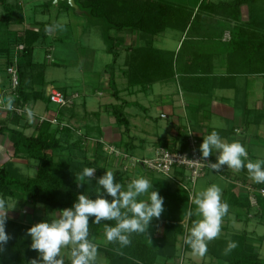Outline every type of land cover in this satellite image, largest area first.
<instances>
[{"label": "trees", "instance_id": "1", "mask_svg": "<svg viewBox=\"0 0 264 264\" xmlns=\"http://www.w3.org/2000/svg\"><path fill=\"white\" fill-rule=\"evenodd\" d=\"M50 1L42 3L44 12H49ZM75 3L90 18L103 23L106 52L112 55L113 60H116L118 56L116 45L123 44L121 34L135 33L138 36L139 45L125 49L128 53L125 57L123 74L127 84L143 88L156 82L170 80L176 74L181 76L180 80L192 73L210 74L215 55L209 51V47L201 46L198 40L220 42L218 48L221 47L224 51L223 59L228 75H264V0H201L196 7L175 4L171 0H75ZM61 5L62 7L56 10L57 13L61 9L73 10L66 1H62ZM0 7L2 9L0 25L3 27L1 31H5L9 39L10 33L13 32L8 27L11 24L23 23V11L21 6L10 0H0ZM242 7H246V19L242 18ZM51 24L49 20L45 23L35 21L31 29L23 30L24 32L19 36L23 38L21 40L23 43L20 44L24 48L17 62L19 86L15 91L16 96H11L15 105L24 107L26 103L36 100L51 103L49 96L45 97L43 93L46 84L44 81L46 65L44 62L35 63L32 59L35 44L47 39ZM35 27L37 31H33ZM167 30L180 33L188 30L190 34V38L182 41L177 53L153 46V39ZM226 30L230 33V40L222 42L221 38ZM182 57L189 58V61L182 64ZM11 60L12 57L7 65L11 63ZM181 83L182 81L180 85ZM108 84L110 95L117 103L106 106L105 111H109L118 127H123L124 132H128L129 121L125 113L128 103L122 101L118 95L119 91L111 72ZM35 86L40 87L39 91L34 88ZM75 92L62 94L72 102L60 108H70L75 104L73 101L77 98ZM74 94L76 95L73 98ZM7 112L11 114L14 123L23 118L11 111ZM51 119H43L38 124L37 133L34 136H27L18 129H9L10 141L14 149L13 158L29 159L37 164L34 176L21 173L14 159L0 166V197L13 201L14 205L17 201L19 218L26 214L25 208L29 204L41 208L42 220L55 218L59 210L71 207L78 195L87 192L84 189L87 178L82 176V171L86 167L96 169L93 188L91 192H87L93 199H95L94 192L99 188L97 180L105 174V171H112L115 181L124 188L134 179L129 177L130 173L143 171L136 168L124 172L119 164H115L113 169L110 168L109 158H107L109 155L102 151L103 145L99 142L94 143L91 155L88 154L89 152H79L78 155V151H85V147H81L82 141L77 143L80 137H77L69 127H59L61 121H58V118L57 124H52ZM86 133L90 134V132ZM231 133L232 131L224 132L227 137ZM84 135H86L85 132ZM186 136L187 133L179 135L172 142L158 140L156 146L172 151L176 148L183 151L186 150ZM202 140L199 138L200 143ZM113 145L130 151L132 142L130 140L125 145L123 143ZM240 170L248 171L246 167ZM225 173L228 174V172ZM209 174L211 173L207 175ZM150 180L154 188L164 197L163 234L159 242L155 243L151 239L150 226L146 234L133 233L132 243L127 247L120 248L118 244L108 248L98 246V252L104 255L109 264H155L159 256L176 259V242L178 236L184 231L183 220L187 216V224L191 228L192 224L201 218L195 215L189 216V212H194L196 206L193 202L189 203L188 194L183 189L158 175H154ZM108 199L110 200L111 197ZM232 199L234 200V197ZM227 204L229 205L228 214L248 220L251 209L247 198L242 201L235 199ZM255 214H259L264 219V198L258 199V210ZM114 223V221L104 220L100 224H92L90 219L89 232L98 233L99 229ZM29 228L23 225L21 220L18 222L7 220L6 232L11 238L4 246V252L0 253V264H30L32 259L38 257V253L31 249V239L27 235ZM221 230L225 232H220L217 238L208 243V251L202 258H209L211 262L219 264H264V257H261L259 252L263 237L254 241L251 233L246 230L227 231L228 229L224 226H221ZM188 232L187 229L186 235ZM230 241L237 242L238 246L229 255H224L223 250ZM185 249L187 252H192L188 245H185Z\"/></svg>", "mask_w": 264, "mask_h": 264}, {"label": "crops", "instance_id": "2", "mask_svg": "<svg viewBox=\"0 0 264 264\" xmlns=\"http://www.w3.org/2000/svg\"><path fill=\"white\" fill-rule=\"evenodd\" d=\"M13 2L22 8L19 1L13 0ZM44 2L45 1L42 3ZM246 11V7L241 8L243 19H246ZM53 12L55 13V11ZM45 13L49 14L51 12H44V14ZM1 15L2 9L0 7V18ZM23 17L24 21L22 24L9 25L8 29L13 32L10 33L9 39H7L6 32L1 31V28L3 27L0 25V106H7L8 99L12 96L9 90L10 85L5 69L17 47H14L13 45L15 40H13L12 37H19L22 34V30L25 28L24 25L26 23V18L24 11ZM187 38H190L188 30L184 33L167 30L153 39V46L157 49L174 51L177 53L182 41ZM229 40L230 33L226 30L222 35L221 41L228 42ZM198 41L201 43V46L209 47V51L215 55L213 57L214 59L210 74L202 75L192 73L186 75L182 80H180L181 76L176 74L175 77L170 80L156 82L143 88L128 83L126 91L121 90V87L119 86V81L125 78L123 72L125 71V57L128 53L125 49L131 46L136 47L140 42L138 36L134 33L127 38L123 37V44L121 46L117 44L116 51L118 56L116 60L112 62V73L114 76V82L119 91L118 95L129 103V106H127L128 108L135 106L141 110L145 116L144 118H146L144 120L145 122L150 121V124H154L156 127L159 126V122L162 124L165 122V124L169 126L164 135H162V133L158 134V132L156 134L152 133L155 142L152 143V147H149L148 151H153V149L157 147L158 140L172 142L179 135H185L188 129L198 139H203L204 136H207L212 131H219L218 133L225 142H241V144L246 147L251 162L264 159V155H260V152L262 150L264 151V75H228L226 73V66L223 59L224 51H222L221 47L218 48L220 42L218 43L215 40L208 42L201 40ZM188 59L189 58L187 57H182V64L185 61H189ZM44 81L46 83L43 88L45 97H48L50 93H64L65 95L70 93L65 90V88H62L63 90L60 92L55 89L45 80V73ZM180 81H182L181 85ZM34 88L38 91L40 89L39 86H35ZM108 92L110 95V91ZM75 93L77 94V98L74 99V103L81 100L80 94L77 92ZM123 93L127 98L123 96ZM97 94L101 95L100 92ZM112 99L114 98L112 97ZM114 102L116 103L117 101L114 99ZM81 104L83 109H78L76 107L74 114L70 110H65L61 113V108L58 105L52 107L51 105H54L53 103L43 100L30 101L25 104V107L27 108L26 114L16 123L12 122L13 118L9 112L0 109V166L11 159H14V149L11 145L9 129H18L27 136H34L37 133L38 124L45 118H58L61 121L59 127H69L77 135L81 134L80 130L83 129L77 126L86 125L85 121L88 122V125L94 126V128L84 127L86 130H92L89 135H94L95 137L101 136V138L102 135L104 138H107L109 134L111 135L112 129L108 128L107 123H103L102 121V117L105 116L104 113H108L105 111V104H107V102H99L92 106L84 99ZM127 107L125 108V113L128 117L130 127V125H133L130 121V118L133 119V114L127 113ZM28 110L32 113L31 117L28 115ZM133 116H135V114ZM90 118H94L95 121L89 120ZM158 118L161 120L158 121ZM105 121L107 122L108 120ZM72 125L75 128L72 127ZM236 130L237 132H235ZM222 131H232V133L227 137ZM131 137L132 139L130 138V140L132 142V147L130 148V152L132 154L135 155L136 153L134 151L136 150L143 151L147 148L145 147V142L141 141L142 139L138 138L140 142L136 144V136L132 133ZM89 144L92 146L94 145L90 142ZM92 150L93 148H91V151ZM91 151H89L88 154L91 155ZM216 154L217 153H214L213 155ZM14 162L21 173L27 176H34L37 168L35 165L36 163L33 160L14 159ZM29 167H31V173L27 171V169H30ZM227 172L233 179H244L245 177L243 176L249 174L248 171L243 170H227ZM129 175V177L134 179L140 176H146L150 179L154 176V174L150 175L144 171H136ZM203 178L204 182L196 191V194L203 191L208 186L216 184L222 189V201L231 203V201L233 202L235 199H239L240 201L246 199V192L243 188L226 181L222 177L209 174ZM215 180H219L224 185L217 184ZM86 181H89L92 184L94 183L88 178ZM232 197H234V200H231ZM9 205H14V202L9 201ZM249 207L251 211L246 223L250 221L251 214H253L252 217H257L255 216V212L258 209L250 205ZM243 230L248 231L247 229ZM248 232L251 233V238L254 241L260 237H263L264 239L263 235L257 236L253 231ZM262 243L259 245L260 249ZM261 257H264V255Z\"/></svg>", "mask_w": 264, "mask_h": 264}, {"label": "clouds", "instance_id": "3", "mask_svg": "<svg viewBox=\"0 0 264 264\" xmlns=\"http://www.w3.org/2000/svg\"><path fill=\"white\" fill-rule=\"evenodd\" d=\"M7 106L9 109L13 107L11 97ZM28 115L31 117L32 113ZM199 151L205 159L214 153L218 154L216 162H208L213 171L220 170L223 165L236 170L246 167L254 182L264 183V159L248 161L246 147L239 141L225 142L217 131H212L203 137ZM95 171L86 167L82 176L91 178ZM97 184L99 188L94 192L95 199L87 192L80 194L71 207L59 210L55 218L43 219L28 229L31 249L38 253V257L32 259L30 264H65L62 249L70 245L71 264H95L98 245L89 238L90 219L92 224H100L104 220L114 221V225L105 226V239L124 248L132 243L133 233L146 234L153 219H159L164 212V197L146 176L133 179L124 188L115 181L112 171H105ZM193 203L196 209L190 211L189 216L201 218L192 224L184 242L193 254L204 256L208 251V243L220 235L222 218L228 213L229 205L222 201V189L216 184L198 192ZM10 209L13 208L9 201L0 197V253L4 252V246L11 238L6 232V214ZM237 246L235 241L228 242L223 254L229 255Z\"/></svg>", "mask_w": 264, "mask_h": 264}, {"label": "rangeland", "instance_id": "4", "mask_svg": "<svg viewBox=\"0 0 264 264\" xmlns=\"http://www.w3.org/2000/svg\"><path fill=\"white\" fill-rule=\"evenodd\" d=\"M13 1V0H10ZM19 1L22 5L24 15L26 18L25 28L31 29L34 26L35 20L42 21L45 23L46 21H50L51 27L48 32L49 36L45 41H40L35 44L34 53H33V60L37 63L45 62L46 71H45V80L51 84L55 89L59 92L62 91V88H65L68 92H78L80 94V101L76 102L73 106L61 108V113L66 111H71L75 114V108L83 109L82 108V101L85 99L88 101L92 106L94 104H98L99 102H107L105 107L111 105L114 102L112 96L109 95L110 89L108 90V80L109 74L112 73V62L113 57L111 54L106 52V44L103 40V32L104 26L103 23L100 21H96L90 18L87 14H78L75 13L74 10H63L61 9L57 13V9L62 7L61 2L54 3L53 0L50 1V9L51 13H43L42 10V2L47 0H15ZM49 1V0H48ZM175 4H183L189 7H196L201 0H171ZM211 1H218V0H211ZM38 4V5H36ZM55 11V13L53 12ZM22 30V32H24ZM33 31H37L36 27ZM122 37L127 38L129 37V33L121 34ZM133 35V34H132ZM22 37V36H21ZM21 37H12L15 40L13 43L14 47L20 43H23V38ZM131 37V36H130ZM117 46V45H116ZM46 51L47 54L46 55ZM49 52V53H48ZM110 64V66H108ZM119 86L121 90H127V79H121L119 81ZM126 82V83H125ZM118 83V82H117ZM116 85V84H115ZM117 88V87H116ZM100 92L101 95L97 93ZM121 92V91H120ZM76 94H74L75 96ZM123 96L126 95L123 93ZM127 98V97H126ZM79 99V98H78ZM77 99V100H78ZM122 101L127 102L123 98ZM74 101V100H73ZM42 102V101H41ZM111 102V103H108ZM117 103V102H116ZM119 103V102H118ZM128 103V102H127ZM129 104V103H128ZM87 105V104H86ZM52 107H56L57 105H51ZM129 106V105H127ZM93 108V107H92ZM128 108V107H127ZM29 112V110H28ZM127 113L135 114L132 115L133 119L130 118V121L133 125H130L128 132H124L123 127H118L115 123L113 118L111 117L109 111L108 113H104V117H102L103 123H107L108 128L112 129L111 135L109 134L107 138L102 135V140L112 144H120L123 143L125 145L126 142L132 139V133L136 136L135 143H139L140 141L138 138L142 139L141 141L145 142V150H136L134 151L137 156H152V150L149 152V147H152V143L155 142L152 133H157L164 135L166 130H168L169 126L162 124L161 122L158 123L159 126L156 127L154 124H150V121L145 122L143 112L139 110L137 107H129L127 109ZM82 115V114H76ZM149 119V118H148ZM89 120L95 121L94 118H90ZM105 120H108L107 122ZM158 121L161 119H157ZM58 121H60L58 119ZM77 126L79 128H83L80 130L79 135L76 134L77 137H80L77 143L82 141L83 146L85 147V151H78L80 153H88L93 148L92 145L95 142L93 140L88 142V138L85 136H92L88 135L86 132H92V130H86L84 127H91L94 126L88 125ZM184 122V120H183ZM165 125V126H163ZM72 127H74L72 125ZM75 128V127H74ZM69 129V128H68ZM84 132L86 135H84ZM105 135V134H104ZM84 136V137H83ZM111 136V138H110ZM92 137H95L94 135ZM99 139V136H96ZM91 138V137H90ZM170 142V141H169ZM134 143V142H133ZM135 145V144H134ZM91 147V148H90ZM83 149V148H82ZM105 153V151L102 149ZM106 154V153H105ZM135 154V155H136ZM145 154V155H144ZM107 155V154H106ZM260 155H264V151L260 152ZM108 156V155H107ZM106 156V157H107ZM107 158H109L107 160ZM105 158L106 161L110 163V168H114L115 164L117 165V161L114 160L112 157ZM114 163V164H113ZM36 168H37V164ZM34 165V168H35ZM27 169L29 173H31V167ZM110 170V169H109ZM36 173V172H35ZM31 175V174H30ZM35 175V174H34ZM213 175V174H211ZM215 176V175H214ZM91 179L93 182L95 178H88ZM217 184L224 185L219 180H215ZM204 182V178H200L196 184V191L199 189L201 184ZM93 186L92 183L89 181H85L84 189L87 192H91ZM11 208L7 212V220L11 221H19L21 220L23 225L26 227H31L32 225L40 222L42 220V211L39 206L29 204L27 208L26 214L22 217H18L19 209L15 205H10ZM256 209H258L256 207ZM2 214V212H0ZM246 223V221L240 217H236L231 213H227L222 218L221 226L226 227L227 231H239L243 229H247L248 231H253L256 233L257 236L263 235L264 236V219L259 217V214H256L257 217H252ZM24 220V221H23ZM183 234L178 236L176 242V249H177V257L176 259H166L164 257H157L155 264H219L218 262H211L209 258H202V256L195 255L192 252H187L185 249V237L190 228L187 224V216L185 220H183ZM28 224V225H26ZM31 225V226H30ZM165 222L162 220V214L159 219L154 218L153 221L150 223L151 226V239L156 243L159 242L164 229ZM150 229V227H149ZM104 228L99 229L98 233L91 234L89 232V238L92 239L98 246L101 247H113L117 245V243L108 242L105 239L104 235ZM225 231L221 230V233ZM71 248L72 246H68L67 248L62 249V255L65 259V264H71L72 256H71ZM259 252L264 255V241L262 243L261 249L259 248ZM95 264H109V261L104 257L102 253H97V259Z\"/></svg>", "mask_w": 264, "mask_h": 264}, {"label": "built area", "instance_id": "5", "mask_svg": "<svg viewBox=\"0 0 264 264\" xmlns=\"http://www.w3.org/2000/svg\"><path fill=\"white\" fill-rule=\"evenodd\" d=\"M23 45L18 44L12 55V60L7 65L5 71L8 76L10 93L16 96L15 91L19 86V74L17 70V62L20 53L23 50ZM75 97L74 95L72 96ZM50 102L58 105L59 107L68 106L71 104V100L64 97L60 93H50ZM0 109L11 111L17 116H24L27 112V108L20 107L13 104L11 109L6 105H1ZM52 124H57V119L52 118L50 120ZM237 132V130L235 131ZM94 142H99L103 145V150L107 155L114 158L119 164V167L126 172L140 168L145 172H149L154 175L161 176L168 180L177 187H180L188 194V201L191 204L195 198L196 184L198 179L205 177L208 173L222 177L226 181L241 187L246 192V198L250 206L258 208V199L264 198V183L254 182L250 175H246L244 179H236L225 173L229 171H237L236 169L229 168L227 165H223L220 170L213 171L208 162H216V155H212L208 158H202V154L199 151L200 141L199 139L188 129L185 139L186 150L172 151L162 146H157L152 151V156H137L127 151L124 148L116 147L113 144L105 142L100 139H89ZM248 153V152H247ZM249 158V154H248ZM94 177V175H93ZM91 177V178H93Z\"/></svg>", "mask_w": 264, "mask_h": 264}, {"label": "water", "instance_id": "6", "mask_svg": "<svg viewBox=\"0 0 264 264\" xmlns=\"http://www.w3.org/2000/svg\"><path fill=\"white\" fill-rule=\"evenodd\" d=\"M58 1H66L68 5L78 14H87L85 11L80 10L78 5L75 3V0H53L54 3H58Z\"/></svg>", "mask_w": 264, "mask_h": 264}]
</instances>
